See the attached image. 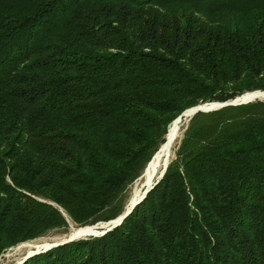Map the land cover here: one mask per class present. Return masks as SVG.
<instances>
[{"label": "trees", "instance_id": "trees-1", "mask_svg": "<svg viewBox=\"0 0 264 264\" xmlns=\"http://www.w3.org/2000/svg\"><path fill=\"white\" fill-rule=\"evenodd\" d=\"M256 89L264 0H0V253L116 218L176 117ZM21 264H264V100L195 113L119 225Z\"/></svg>", "mask_w": 264, "mask_h": 264}, {"label": "bare ground", "instance_id": "bare-ground-1", "mask_svg": "<svg viewBox=\"0 0 264 264\" xmlns=\"http://www.w3.org/2000/svg\"><path fill=\"white\" fill-rule=\"evenodd\" d=\"M253 98H258V99L263 98L264 99V93L251 92V93L245 94L239 99L248 100V99H253ZM206 106L208 105H203L202 107H206ZM189 116L190 115H186L184 117H181V119H176L168 125L167 132L164 137V142H163L164 144L160 148H158L157 151L153 154L150 161L146 165L143 173L140 176L142 177L141 181H143V189L139 192L133 189L134 191L133 193H131V196L129 198V201L126 207H131V205L137 199L140 198L144 190L146 188H149V186L153 184V182L156 180L159 174L163 171L164 167L168 165L171 154H172L173 145L175 141L177 140L179 133H180V125L182 124L183 119L185 120ZM104 226L105 224L98 223L96 226H93V227H87V226H85V228L80 227L82 229L71 228L70 234L65 237L67 238L68 236L71 235L74 238H82L84 236L94 235L98 233L97 227L104 228ZM39 248H41V246L39 245L35 246V250Z\"/></svg>", "mask_w": 264, "mask_h": 264}, {"label": "rangeland", "instance_id": "rangeland-1", "mask_svg": "<svg viewBox=\"0 0 264 264\" xmlns=\"http://www.w3.org/2000/svg\"><path fill=\"white\" fill-rule=\"evenodd\" d=\"M256 100H264V99L263 98L262 99L255 98L253 101H256ZM191 117L192 116L188 117L185 120L183 119V122L180 125V133H179V136H178L177 140L175 141V143L173 145L172 154H171V157H170V162L172 160H174L175 157H176V150L178 148V144L180 143V140H181V138L183 136L184 130L188 126ZM141 180H142V177L136 179L132 184H130L127 187V189H126L125 206L128 204V201H129L128 198H130L129 196H131V193H133L134 190L139 192V191H141L143 189V181H141ZM51 204H52V202H51ZM65 216H66V219H67V222H68V224L66 226L60 227V228L51 229L46 234H44V235H42L40 237H37V238L31 239V240H28V241H25V242H21V243H18L16 245L7 247L2 253H0V264H21L20 263L21 260L28 253H31L32 251H34L36 245L41 246L45 242L51 243V242H55V241H60L62 239H66L65 236L70 234L71 228L82 229L80 227H83V226L76 225L75 223H73L69 219V217L66 214H65ZM84 226H86V225H84ZM101 229H102V227H97L98 231H100ZM87 237H90V235L89 236H84V238H87Z\"/></svg>", "mask_w": 264, "mask_h": 264}, {"label": "water", "instance_id": "water-1", "mask_svg": "<svg viewBox=\"0 0 264 264\" xmlns=\"http://www.w3.org/2000/svg\"><path fill=\"white\" fill-rule=\"evenodd\" d=\"M251 92H259V93H264V90H260V89H256V90H252V91H247V92H244L242 93L241 95L239 96H236L235 98L233 99H230V100H226L224 102H218V101H213V102H205V103H201V104H197L195 106H192L190 108H187L185 109L178 117H176L174 120L176 119H181V117H184L186 115H190V116H193L195 113H197L198 111H202V112H208V111H212V110H216V109H219L221 107H225V106H228V105H239V104H244V103H248V102H251L253 101L255 98L253 99H248V100H240L239 98H241L242 96H244L245 94H248V93H251ZM203 105H208L206 107H202ZM189 116V117H190ZM173 120V121H174ZM172 121V122H173ZM164 143H162L159 148L163 145ZM167 166L164 167L163 171L159 174V176L156 178V180L153 182L152 185L149 186V188H146L143 192V194L140 196L139 199H137L132 205L131 207H126L125 206V209L123 211L122 214H120L119 216H117L116 218L112 219V220H108V221H101V222H96L95 224H92V225H86L87 227H93V226H96L98 223H103L105 224L104 228H102L100 231H98L97 234H94V235H90V236H99V235H103L104 233H106L107 231L111 230L112 228H114L115 226L119 225L122 220L133 210V208L135 207L136 204H138L140 201H142L145 196H146V193L162 178L165 170H166ZM51 203V202H50ZM53 204V203H52ZM62 210V209H61ZM85 227V226H83ZM84 238V237H82ZM76 239H79V238H74L72 237L71 235L68 236L66 239H62L60 241H55V242H45L41 245V248L37 249V250H34L32 251L31 253H28L22 260L20 263H22L23 261H25L28 257L34 255V254H37V253H40V252H44L52 247H56L58 245H62L64 243H67V242H70V241H73V240H76Z\"/></svg>", "mask_w": 264, "mask_h": 264}]
</instances>
